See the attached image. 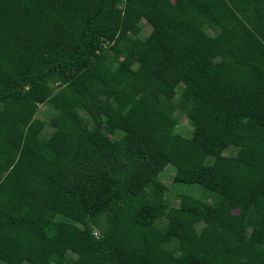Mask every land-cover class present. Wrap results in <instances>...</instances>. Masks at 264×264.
<instances>
[{
	"label": "trees",
	"instance_id": "16d2710c",
	"mask_svg": "<svg viewBox=\"0 0 264 264\" xmlns=\"http://www.w3.org/2000/svg\"><path fill=\"white\" fill-rule=\"evenodd\" d=\"M0 262L264 264V0H0Z\"/></svg>",
	"mask_w": 264,
	"mask_h": 264
},
{
	"label": "rangeland",
	"instance_id": "374dc122",
	"mask_svg": "<svg viewBox=\"0 0 264 264\" xmlns=\"http://www.w3.org/2000/svg\"><path fill=\"white\" fill-rule=\"evenodd\" d=\"M149 30H150V27L148 25L144 26L143 34L146 35L149 32ZM54 114H55V111L47 103H43L39 105L37 117L47 121ZM177 119H178V125L176 127L177 131H181L183 133H189V131L193 129V127L191 126V124L189 123V121L187 120L186 116L183 113L178 112ZM43 133L45 136H49L51 133V127L49 125H46L44 127L42 134ZM116 138L119 140V142L122 145L129 146L131 144V140L127 138L126 135H124L123 133H118L116 135ZM235 151H236V148L230 147L227 150H225V153L227 155H234ZM173 172H174L173 167L171 165H167L164 171H162L158 176L159 180L166 186V190L164 193L167 194V191L168 192L180 191V192H188V193L193 194L194 196H200V197L210 194L208 191H205L199 185H186V184L176 183V182L174 183L172 181ZM168 197L170 199V203L172 205H175L177 198H175L174 200L173 193L171 196L168 195ZM159 222L161 221L158 220V224L160 225ZM0 264H3V263L0 262ZM22 264H30V263L23 262ZM51 264H55V263H51Z\"/></svg>",
	"mask_w": 264,
	"mask_h": 264
}]
</instances>
